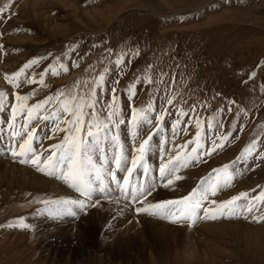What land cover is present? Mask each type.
I'll return each instance as SVG.
<instances>
[{"label": "rangeland", "instance_id": "374dc122", "mask_svg": "<svg viewBox=\"0 0 264 264\" xmlns=\"http://www.w3.org/2000/svg\"><path fill=\"white\" fill-rule=\"evenodd\" d=\"M6 4L8 10L0 13V22L6 19L3 25L0 23V91L8 96L9 110L0 113V120L6 124L10 104L15 102L14 93L28 95L35 89L28 102L52 96L50 105H55L58 91L76 92L74 85L79 81L80 94L89 93L96 79L107 70L103 89L96 88L99 103L95 110L99 119L105 121L112 89L117 88L119 119L125 121L118 130L121 136L130 127L132 107L144 109L149 103L153 106L148 113L153 125L143 126L141 138L155 130L154 113L162 115L167 111L162 122V127L167 128L168 122L172 125L178 119L180 109L188 116L182 118L178 128L192 117L185 139L195 137L196 118L205 129L207 120L213 117L222 125L216 127L218 131L213 128L214 136L208 131L210 136L205 133L201 137L206 148L223 132L231 134L210 159L181 169L182 180L170 188L159 186L147 202L179 199L202 179H208L213 169L230 164L235 178L213 200L219 203L246 192L248 197L238 202L241 208L253 203L252 214L264 215V203L252 200L264 191V160L253 158V164L259 165L253 167L250 159H236L253 139L258 140L256 154L264 151V0H0V8ZM117 58L123 60L120 66L115 63ZM31 59L40 62L26 70V75L39 79L38 74L45 72L46 87L30 84L22 76L21 86L14 89L4 79L5 73L18 71ZM73 61L78 67L72 66ZM60 62L68 68L67 72L59 68ZM49 66L59 74L53 76ZM130 85H135L131 100ZM168 99H173L171 105ZM85 112V118L91 119V109L86 108ZM16 123L22 124L23 119L18 117ZM42 129L38 125L37 134ZM168 131L172 132V128ZM63 136L54 134V140L51 138L47 144L60 143ZM175 139L172 146L182 145ZM163 140L167 144V138ZM126 148L128 152V145ZM163 148L168 151L162 153L160 149L158 159L148 161L152 170L149 179L155 177L157 184L159 166L167 161L160 154L171 149L168 145ZM35 150L51 154L40 147ZM152 155L153 151L148 154ZM5 160L16 163L11 157L0 156V161ZM22 167L61 182L44 176L31 164ZM14 173L17 174L8 173L0 163V225L17 224V218L22 217L29 228L0 227V264H264V222H254L244 215L201 219L188 227L190 232L175 231L166 241L154 235L147 223L148 218L170 220L137 213L136 207L142 205L133 206L130 199L114 195L101 198L95 193L91 203L96 204L99 199V204H103L100 208L91 207L84 212L73 206L76 216H53L40 201L63 198L20 192L13 186ZM137 175L143 179L142 173L134 174L135 178ZM81 198L75 194L71 200ZM89 211L95 216L88 218ZM87 214L86 219H81ZM40 216L53 225H42L36 219ZM66 221H72V225L63 223ZM222 221H244L249 225L228 222L193 230L201 223Z\"/></svg>", "mask_w": 264, "mask_h": 264}, {"label": "snow or ice", "instance_id": "6c2138e0", "mask_svg": "<svg viewBox=\"0 0 264 264\" xmlns=\"http://www.w3.org/2000/svg\"><path fill=\"white\" fill-rule=\"evenodd\" d=\"M9 5L6 4L0 8V13L8 10ZM42 59V58H41ZM39 59H31L25 63L18 71L8 74L5 73L4 79L8 84L12 85L14 89H18L24 77L30 84H38L45 86L44 75L45 72L39 73V79L36 76L29 78L26 75V70L33 65H38ZM117 66L123 63L122 58H117L115 61ZM73 67H78V64L73 61ZM59 68L65 72L68 68L59 63ZM53 76L58 75L59 72L49 66ZM46 70V71H48ZM107 73L101 74L89 93L80 94V82L77 81L74 87L76 92H65L60 90L55 96V105L50 109L48 106L52 103L53 97H46L42 101L34 104H28V100L32 95H35V89L28 95H21L14 93L15 102L10 104V114L6 122V128L0 127V133H7L13 142L16 143L15 138L21 136L22 142L16 147H10V154L13 158H19L21 164H31L37 171L53 176L65 182L68 187L78 192L83 199L71 200L60 199L52 201H40L45 205V211L53 216H61L65 213L76 216V211L73 206L86 212L91 207H96L100 201L96 200V204L91 201L94 194L99 192L106 197L111 191L110 185L115 184L119 190L120 195L124 199L129 200L133 204H141L136 207L137 213H147L149 215L159 216L163 219H169L172 223L191 222L195 224L198 220H216L222 217L228 218L232 216L244 215L245 218H251L254 222H264V215H254V204L249 203L248 207L241 208L238 203L242 199L248 197V193L240 192L237 195L230 197L228 200L217 202L210 200L211 196H215L218 191L230 187L235 178V172L230 171L231 165L225 164L219 168L213 169L209 174L208 179H202L199 185L188 194L179 199L165 200L156 203L147 202V198L153 194L159 186L170 188L175 185L176 181L182 180L184 177L179 173L181 169L192 166L194 163L201 162L203 157L211 156L215 151L224 147V142L229 139L226 134L213 140L211 147H205L201 142V132L199 128L201 121L196 118L195 123L197 132L192 140L186 141L182 145H173L175 150L174 155H170L166 162H161L159 166V180L160 184L155 182V177L152 176V170L148 163V154L152 151L151 141L153 136L160 132L164 117L168 114L165 111L162 115L155 117L156 126L155 131L151 132L147 138L142 139L138 143V147L129 156L126 153L123 144L120 140L119 127L124 124L120 117V109L118 106V97L116 95L117 88L112 89V98L107 104L108 113L105 121H101L96 113V104L99 99L96 96V88L103 89L104 77ZM254 73L249 74V78ZM146 82L151 83L150 80ZM118 83V81H117ZM135 85H130L128 88L129 100L135 95ZM8 96L5 92L0 91V113L9 110L7 104ZM167 103L171 105L173 99H168ZM232 103V102H230ZM91 109V119H86L85 109ZM153 110L151 103L144 109H137L132 107L131 118L128 123L131 125L133 135H138L142 132L145 124H152V119L149 116V111ZM192 111H195L193 106ZM231 111V108H229ZM47 113V114H43ZM18 115L23 119V124L18 130L16 128V120ZM188 116V113L183 109L178 111V119L172 122L173 136L177 134L182 118ZM52 119L54 121L53 134L63 133V140L60 143L51 145V154L38 153L33 147V142L37 139L38 126H31L33 121H47ZM192 117H189V123L179 128V131L187 132L191 127ZM5 124V121L0 120V125ZM219 121L215 117L207 120V127L209 130L214 127H220ZM113 129L117 131L113 132ZM243 126H241V131ZM46 138L51 139V136ZM195 145L188 150L189 145ZM258 140L253 139L250 144L245 146L240 155L236 158L239 160H247L250 158L264 160V151L256 154ZM183 150V151H182ZM168 151L163 148V141L161 143V152ZM110 153V155H109ZM99 154V155H97ZM233 164L236 161L232 162ZM109 165H112L111 167ZM126 173L122 181L118 178L117 173ZM142 173L143 179L139 175L133 179L134 174ZM253 201H260L264 203V191L252 198ZM206 202L215 205V208L206 207ZM203 215H199L200 211ZM219 213V215H217ZM18 223L7 225H0V227H19L22 229L29 228V225L24 222L23 218H17Z\"/></svg>", "mask_w": 264, "mask_h": 264}, {"label": "bare ground", "instance_id": "6f19581e", "mask_svg": "<svg viewBox=\"0 0 264 264\" xmlns=\"http://www.w3.org/2000/svg\"><path fill=\"white\" fill-rule=\"evenodd\" d=\"M0 127H5L4 125H1ZM6 128V127H5ZM0 138H3V139H6L7 137H6V134L5 133H0ZM34 149H36L37 147L36 146H32ZM39 153V152H38ZM40 153H44L45 154V152H43V151H40ZM0 163L2 164V165H4V168H7V172L8 173H12V172H16L17 174H15V176H14V178H15V183L13 184V186H15V187H18V188H20L21 190H20V192H25L26 193V191H27V194H28V191L31 193V192H33V193H39L40 195L41 194H45V193H47V195L49 194L50 195V197H55V198H63V199H71V198H73L74 196H75V194L74 193H70V191H68L67 189H65V188H63V185L60 183H58L57 181H52V179H47V178H45V177H43L42 175H39V174H37V173H34V172H32L31 170L33 169H28V167H22V166H20L19 164H16V163H10L9 161H7V160H5L4 162L3 161H0ZM11 175V174H10ZM13 175V174H12ZM10 177V176H9ZM182 183V182H181ZM185 183V180L183 181V184ZM19 190V189H18ZM160 190V189H159ZM158 190V191H159ZM162 190V189H161ZM29 193V194H30ZM39 195V196H40ZM162 195V194H161ZM174 195V194H173ZM112 204L113 205H116L115 204V202L113 201L112 202ZM101 205H103V204H98L95 208L96 209H98V208H100V206ZM113 205H111V207L113 206ZM95 211V210H94ZM88 214H89V216H88ZM88 214L86 215V217L84 216H82L83 218H81V219H86L87 218V216H88V218L90 217H94L95 215V212L93 213V215H91L92 214V212L91 211H89L88 212ZM136 218H138L137 216H136ZM142 218V217H141ZM36 219H39L40 220V222L42 223V225H49V226H52L53 225V222L52 221H50L49 219V221L46 219V218H44L43 216H40V217H38V218H36ZM80 219V220H81ZM38 220V221H39ZM143 220V219H142ZM148 220L150 221V222H148L147 224H148V226H149V229H150V231L154 234V235H156V236H158V238H161V239H164V240H166V241H168V239L170 238L171 239V237L170 236H172V233L173 232H175V231H181V230H183V229H187V231L188 232H190L189 231V229H188V226H186V225H174L175 223H172V222H166L165 220L163 221H161V220H156V221H154V220H152V219H149L148 218ZM140 221V220H139ZM146 221H147V219H146ZM72 221H66V222H63V223H66L67 225L68 224H71L72 225V223H71ZM228 222H243V224H245V225H249V224H247V223H244V221H222V222H214V223H207V224H203L202 225V223L201 224H199L198 226H196L195 228L193 227V230L194 229H196V228H202V227H211V226H215V225H217V224H222V223H228ZM139 224V223H138ZM229 224V223H228ZM235 224V223H234ZM137 226V225H136ZM233 226V225H232ZM251 226V225H250ZM129 227H131V228H134V226H129ZM138 227V226H137ZM212 228V227H211ZM220 228V227H219ZM235 229V228H234ZM227 230L228 229H226V232H227ZM243 230V229H242ZM242 230H241V232H242ZM240 231V230H239ZM247 231V230H246ZM260 231V230H259ZM225 232V233H226ZM126 233L128 234V231L126 230ZM195 233V232H194ZM259 233V232H258ZM199 234H200V232H199ZM242 234V233H241ZM240 234V235H241ZM201 235V234H200ZM257 235V234H256ZM169 237V238H168ZM187 237V236H186ZM190 237V236H189ZM192 237V236H191ZM200 237V236H199ZM246 237V236H245ZM257 237H259V236H257ZM256 237V238H257ZM187 239V238H186ZM198 239V238H197ZM253 239H255V238H253ZM264 239V238H263ZM106 240H107V238H106ZM114 240V239H113ZM189 240V239H188ZM200 240V239H199ZM260 240H261V238H260ZM254 241H256V239L254 240ZM107 242H108V240H107ZM203 242V241H202ZM165 243V242H164ZM168 243V242H167ZM198 244V243H197ZM251 244V243H250ZM255 245H256V243H254ZM169 245V244H168ZM202 245V244H201ZM258 245V244H257ZM107 246H109V245H107ZM251 246V245H250ZM260 246V245H259ZM197 247V246H196ZM252 247V246H251ZM191 257V256H190ZM66 264H68V262L66 261Z\"/></svg>", "mask_w": 264, "mask_h": 264}]
</instances>
